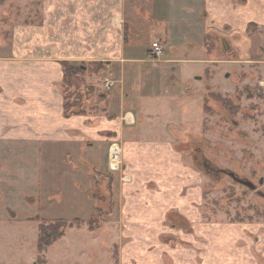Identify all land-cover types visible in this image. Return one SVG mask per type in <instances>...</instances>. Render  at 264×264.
Listing matches in <instances>:
<instances>
[{"label": "rangeland", "instance_id": "374dc122", "mask_svg": "<svg viewBox=\"0 0 264 264\" xmlns=\"http://www.w3.org/2000/svg\"><path fill=\"white\" fill-rule=\"evenodd\" d=\"M34 2L0 0V28L38 10ZM260 4L238 41L210 36L196 48L170 44L162 56L152 57L147 49L154 41L165 45L157 35L161 28L151 30L157 24L150 11L154 2L132 0L127 20L141 36L137 50L153 59L144 65L158 77L156 86L140 90L147 101L149 95L166 97V109L154 111L144 134L156 131L175 145L181 159L175 198L161 183L123 179L129 187L124 199L120 184L117 190L114 178L100 175L87 194L94 201L92 215L65 197L74 198L72 188L49 184L31 196V185L0 184V197L6 198L0 202V264H264V0ZM90 77L92 71L80 74L66 94L79 105L90 96L89 107L99 108L108 80L93 84ZM158 205L185 211L172 208L163 225L141 230L132 213ZM125 206L132 210L122 217ZM59 219L69 225L65 235L40 253V223Z\"/></svg>", "mask_w": 264, "mask_h": 264}, {"label": "crops", "instance_id": "0c3cea01", "mask_svg": "<svg viewBox=\"0 0 264 264\" xmlns=\"http://www.w3.org/2000/svg\"><path fill=\"white\" fill-rule=\"evenodd\" d=\"M153 2L150 11L157 24L150 26L153 33L161 28L157 35L164 39L165 52L175 43L196 48L210 36L238 41L247 18L256 17L261 9V0ZM34 3L38 10H31L27 17L18 16L12 25L0 28V184L31 185V196L49 184L72 188L74 198L65 197L76 200L92 215L94 201L87 194L100 175L114 178L117 190L120 184L119 196L124 199L129 187L121 182L123 179L161 183L171 189L166 192L174 199L176 185H181V159L175 145L156 131L150 134L154 136L144 134V126L151 123L148 121L156 114L154 111L166 109V97L157 100L149 95L147 101L140 90L146 85L156 86L153 82L158 77L144 65L153 59L143 58L145 52L137 50L141 36L127 20L132 0ZM147 50L153 57L150 46ZM63 62L86 64V72L92 71L90 82L98 84L103 78L113 86L117 82L118 87H107L105 97L96 103L99 108L89 107L91 98L85 96L81 104L84 112L67 116ZM125 89H131L132 96ZM167 125L168 122L166 129ZM112 141H120L122 147L123 161L117 171L109 166ZM180 188L177 190L181 192ZM5 199L0 197V202ZM172 208L143 207L132 214L139 217L135 224L141 230L147 224L156 229L164 224ZM130 209L122 207L120 215H130ZM174 209L185 211L181 207ZM125 219L122 221L127 230L129 223Z\"/></svg>", "mask_w": 264, "mask_h": 264}, {"label": "trees", "instance_id": "16d2710c", "mask_svg": "<svg viewBox=\"0 0 264 264\" xmlns=\"http://www.w3.org/2000/svg\"><path fill=\"white\" fill-rule=\"evenodd\" d=\"M100 65V64H99ZM86 64L78 65L72 64L68 62H63L64 69V81H63V89L65 92V114H80L83 113L84 110L81 109L80 101L70 102L67 97V90L72 87L73 80H75L80 74L86 72V68H84ZM31 219H38V217H33ZM92 222V221H91ZM92 224V223H90ZM69 225L65 220L59 219L52 223H44L43 221L40 223L39 228V237H38V250L40 253L45 252L48 247L54 244L57 240L62 238L65 235L66 229Z\"/></svg>", "mask_w": 264, "mask_h": 264}, {"label": "built area", "instance_id": "2783aa9c", "mask_svg": "<svg viewBox=\"0 0 264 264\" xmlns=\"http://www.w3.org/2000/svg\"><path fill=\"white\" fill-rule=\"evenodd\" d=\"M165 48L160 41H154L151 45V53L153 57H160L164 54ZM113 84L107 82L106 86L110 88ZM122 148L119 143L113 142L109 147V166L111 170L117 171L122 165Z\"/></svg>", "mask_w": 264, "mask_h": 264}, {"label": "water", "instance_id": "95a60500", "mask_svg": "<svg viewBox=\"0 0 264 264\" xmlns=\"http://www.w3.org/2000/svg\"><path fill=\"white\" fill-rule=\"evenodd\" d=\"M84 68H85V66H84ZM245 184H246V185H250V183H249V182H247V181L245 182Z\"/></svg>", "mask_w": 264, "mask_h": 264}]
</instances>
